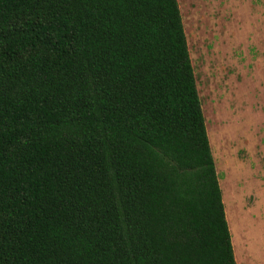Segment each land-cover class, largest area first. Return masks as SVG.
I'll list each match as a JSON object with an SVG mask.
<instances>
[{
	"label": "trees",
	"instance_id": "16d2710c",
	"mask_svg": "<svg viewBox=\"0 0 264 264\" xmlns=\"http://www.w3.org/2000/svg\"><path fill=\"white\" fill-rule=\"evenodd\" d=\"M0 264H237L178 0H0Z\"/></svg>",
	"mask_w": 264,
	"mask_h": 264
},
{
	"label": "rangeland",
	"instance_id": "374dc122",
	"mask_svg": "<svg viewBox=\"0 0 264 264\" xmlns=\"http://www.w3.org/2000/svg\"><path fill=\"white\" fill-rule=\"evenodd\" d=\"M178 2L235 232L243 220L264 221V0Z\"/></svg>",
	"mask_w": 264,
	"mask_h": 264
},
{
	"label": "crops",
	"instance_id": "0c3cea01",
	"mask_svg": "<svg viewBox=\"0 0 264 264\" xmlns=\"http://www.w3.org/2000/svg\"><path fill=\"white\" fill-rule=\"evenodd\" d=\"M251 210L249 209L248 213H252ZM228 217L230 222L229 211ZM239 228L235 229V232L230 231L237 264H264V221L243 220Z\"/></svg>",
	"mask_w": 264,
	"mask_h": 264
}]
</instances>
